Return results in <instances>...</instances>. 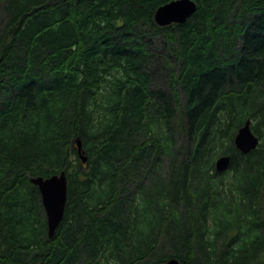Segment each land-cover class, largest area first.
Masks as SVG:
<instances>
[{"label":"trees","instance_id":"obj_1","mask_svg":"<svg viewBox=\"0 0 264 264\" xmlns=\"http://www.w3.org/2000/svg\"><path fill=\"white\" fill-rule=\"evenodd\" d=\"M168 1L0 0V264H264V0ZM61 171L50 238L31 178Z\"/></svg>","mask_w":264,"mask_h":264},{"label":"water","instance_id":"obj_2","mask_svg":"<svg viewBox=\"0 0 264 264\" xmlns=\"http://www.w3.org/2000/svg\"><path fill=\"white\" fill-rule=\"evenodd\" d=\"M198 8L196 0H171L161 6L155 11V22L159 26H169L174 23H185ZM237 149L242 153H248L257 148L260 139L251 128V120L248 119L243 126H241L234 139ZM78 153L85 163L87 158L82 150V143L77 140ZM231 161L230 155H222L216 160V168L219 172L225 171ZM31 181L39 187L42 196V203L46 212L48 236L53 238L60 226L66 209L68 198V180L65 172L54 174L50 177H32ZM162 264H184L178 258H170Z\"/></svg>","mask_w":264,"mask_h":264},{"label":"rangeland","instance_id":"obj_3","mask_svg":"<svg viewBox=\"0 0 264 264\" xmlns=\"http://www.w3.org/2000/svg\"><path fill=\"white\" fill-rule=\"evenodd\" d=\"M152 41H153V43H155L157 45H161V41H160L159 38H155ZM93 192H94V197L93 198H97L98 197V195H97L98 190L95 188ZM156 192H157V189H155L154 193H153L155 195V197H157Z\"/></svg>","mask_w":264,"mask_h":264},{"label":"bare ground","instance_id":"obj_4","mask_svg":"<svg viewBox=\"0 0 264 264\" xmlns=\"http://www.w3.org/2000/svg\"><path fill=\"white\" fill-rule=\"evenodd\" d=\"M160 6H161V5H160ZM154 15H155V14H154ZM154 19H155V18H154ZM84 155H85V154H84ZM85 156H86V155H85ZM86 158H87V156H86ZM82 162H83V161H82ZM230 162H231V161H230ZM86 163H87V160H86L85 163L83 162V164H86ZM229 166H230V165H229ZM228 168H229V167H228ZM228 168H227V169H228ZM227 169H226V170H227ZM65 174H66V176H67V173H66V172H65ZM67 180H68V177H67ZM66 206H67V205H66ZM65 210H66V209H65ZM62 221H63V220H62ZM61 224H62V222H61ZM61 224H60V226H61ZM60 226L58 227V229L60 228ZM58 229H57V231H58ZM57 231H56V232H57ZM55 235H56V233H55ZM54 237H55V236H54ZM168 260H169V259H168ZM183 263H184V262H183Z\"/></svg>","mask_w":264,"mask_h":264}]
</instances>
